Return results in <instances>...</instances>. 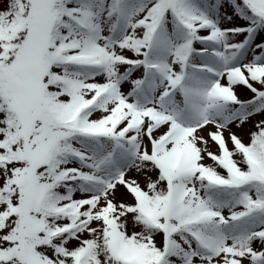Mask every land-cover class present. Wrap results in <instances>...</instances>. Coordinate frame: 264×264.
<instances>
[{"label": "snow or ice", "instance_id": "1", "mask_svg": "<svg viewBox=\"0 0 264 264\" xmlns=\"http://www.w3.org/2000/svg\"><path fill=\"white\" fill-rule=\"evenodd\" d=\"M0 264H264V0H0Z\"/></svg>", "mask_w": 264, "mask_h": 264}]
</instances>
